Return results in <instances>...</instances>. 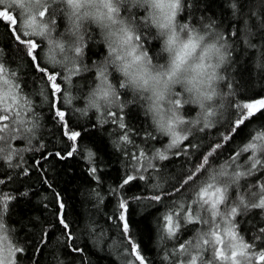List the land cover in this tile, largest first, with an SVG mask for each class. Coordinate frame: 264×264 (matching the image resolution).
<instances>
[{
	"label": "trees",
	"instance_id": "16d2710c",
	"mask_svg": "<svg viewBox=\"0 0 264 264\" xmlns=\"http://www.w3.org/2000/svg\"><path fill=\"white\" fill-rule=\"evenodd\" d=\"M183 2L184 14L179 19L192 25L214 22V31L223 37L226 51L230 53L224 69L226 80L220 83L218 89L223 99L216 98L215 115L195 125L185 120V124L192 127L188 130L189 140L196 146L188 149L187 156L173 155L179 149H167L171 138L155 130L147 113L143 111V104L134 95L129 96L127 91H121L123 99L119 106L111 110L121 115L130 130L133 143H124L119 139L120 130L109 122L111 118L104 114L105 110L97 112L86 108L87 91L94 85L97 76L92 69L105 54L104 45L95 29H90L87 34L82 60L77 62V67H86L88 70L72 76L71 83L64 79L68 76L67 68L52 64L46 58V41L40 37H31L38 44L41 63L51 74H59L57 82L61 84L62 92L57 97V103L50 107L51 99L46 98L49 89L36 79L37 73L29 62L20 59L12 34L0 23V63L15 72V82L19 84L21 94L31 101L33 109L31 113H24L23 129L32 128L36 124L31 133L22 130L20 125L16 126V131L11 135L9 131L6 133L7 130L0 133L9 137L5 153L0 154V176L6 180L0 189L5 195L16 194L18 197L9 204L3 216L12 244L23 248L22 253L16 254V264H127V252L119 230L114 221L108 219L113 213L116 199L111 196L109 189L115 188L126 173H131L129 157L124 153L143 149L151 159L158 149L169 156L165 161L153 159L155 169L145 172V181H135V187L128 193L129 196L144 193L151 195L152 185L159 184L168 188L175 183L176 178L199 163V157L201 153H206L208 145L220 140L221 134L228 127L234 101L264 98V0ZM48 8L52 14L50 19L58 21L57 30L63 29L65 25L61 0H53ZM11 12L18 15L19 9L14 7ZM46 18L49 19L48 16ZM141 35L145 48L159 57L156 51L159 45L153 41L147 24L142 25ZM118 79L113 74V81L118 83ZM68 98H71V103L64 102ZM57 107L65 111L66 120L71 122L73 128L82 132L80 145L83 147L80 155L66 160L48 155L65 149L66 137L62 136L53 115ZM201 113L191 106L181 110L184 119L188 120L198 118ZM205 123H210V126L201 131ZM257 131H264V116L254 119L232 141L226 143L219 154L210 159L209 171L219 170L222 166H226L229 173L234 169L243 170L247 164L241 162H245L249 154L237 157L235 163L230 157L233 152L243 148ZM146 133L155 139L145 142ZM4 143L0 141V144ZM186 143L182 142L180 147ZM89 150L94 153V159L101 162L98 163L102 169L98 172L101 177L99 184L88 174L89 164L84 157ZM6 155L12 156L11 161L6 159ZM141 163L146 164L147 161L142 160ZM21 169H26L27 174ZM231 191L239 195L243 189ZM21 192H27L28 196L19 197ZM60 202L64 204L63 212L70 225L72 240L67 239L56 220L55 213ZM149 203L147 200L130 203L131 220L137 238L142 242L150 264H172L171 260H165V252L172 250L171 242L161 244L155 232V218L163 209L159 205L152 208ZM238 220L240 235L250 239L259 227L264 226V212L250 209L239 216ZM192 236V231L182 230L181 240L191 239ZM73 247L82 248L83 253L71 251Z\"/></svg>",
	"mask_w": 264,
	"mask_h": 264
},
{
	"label": "snow or ice",
	"instance_id": "6c2138e0",
	"mask_svg": "<svg viewBox=\"0 0 264 264\" xmlns=\"http://www.w3.org/2000/svg\"><path fill=\"white\" fill-rule=\"evenodd\" d=\"M53 0H43L41 10L38 11L40 20L37 21L36 15L29 16L27 19H21L25 15L19 12L13 15L12 8H23L24 5H17L15 0H0V23H3L12 34L13 40L17 45V52L21 60H27L30 66L37 73L36 79L40 80L44 87L49 89L48 97L51 99V105L57 103V97L62 92L61 84L57 82V74H51L49 69L41 63V57L37 51L38 44L31 37L44 36L47 24L44 22L46 16L51 17L49 8L46 6ZM236 7L235 4L232 5ZM175 18V12L173 13ZM43 25V26H42ZM137 36V39H141ZM51 52V49L49 50ZM77 56L81 53V48H75ZM52 64H58L67 68L68 76L64 79L71 83V77L78 75L82 70H88L86 67H77V60L72 61V67L55 60L51 55L47 57ZM67 60V57L65 58ZM97 76L103 77L104 72L97 68ZM16 74L0 63V133L9 130L11 135L17 125L22 130L29 133L33 132L36 124L32 128L23 129L25 112L33 111L31 101L21 94L18 83L15 82ZM119 87H123L117 83ZM108 95L107 92L104 93ZM65 103H71V98L64 100ZM181 100L175 98L170 111L173 112V118H170L166 127V137H170V143L167 149L178 148L179 151L173 155H189L188 149L196 147L191 144L187 135H181L177 131L179 125L185 124L176 115L181 106ZM187 103V101H184ZM99 110L98 104H93ZM203 108V104L201 105ZM233 111L228 121V127L221 134L220 140L208 145L206 153H201L199 163L193 165L192 169L184 175L176 178L168 188L162 185H152L151 195L144 193L142 195H131L128 193L134 182L145 181L144 173L149 169H155L152 163L153 159L165 161L169 156L160 150H156L154 156L150 159L147 153L141 149L138 152L124 153L129 157L131 173H126L115 188H110L111 196L115 197L113 213L108 219L114 221L121 241L127 252V264H150L149 258L144 253L142 242L137 238L133 227L130 213V203L137 201H149V206L157 208L159 205L163 211L155 218V232L158 242L167 245L172 244V250L165 252V260H171L172 264H264V226L259 227L256 233L250 239H245L240 235L238 217L244 215L250 209H260L264 212V131H257L250 141L247 142L239 151L233 152L230 159L235 163L237 157L246 156L247 166L243 170H233L229 173L226 166L219 170L209 171L210 159L219 154V150L224 148L225 144L232 141L239 131L247 128L254 119L264 116V98L249 99L248 101L233 102ZM111 103L105 108V115L110 117V123L115 124L120 130L119 139L124 143H133L129 134L128 126L122 121L121 115L117 111H112ZM83 111V110H79ZM56 122L60 126L63 137H66L65 149L63 152L48 153L49 156L55 155L61 160H66L80 155L82 145H80L81 131L73 128L70 121L66 120V113L55 108L53 113ZM212 110H204L203 119L208 121L213 116ZM193 123H196L195 121ZM210 126L205 123L203 128ZM146 140L155 139L151 134H145ZM9 137L0 135V154L6 151L5 145ZM28 139V137H25ZM187 141L181 148L182 142ZM41 147H44L41 145ZM6 159L11 161L12 156L6 155ZM88 161L89 176L99 184L101 177L98 175L102 171L98 167L97 160L94 159V153L89 150L84 157ZM147 161L146 164L141 163ZM135 161V163H131ZM36 163H39L36 161ZM26 175L27 170L21 169ZM204 177V179H201ZM10 179V176H9ZM244 184H241V181ZM6 184L4 176H0V186ZM230 189H243L237 195ZM19 197H27V192H21ZM16 194L5 195L0 189V264H16V254L22 253L23 248L12 244L8 229L5 228L3 216L7 211L9 204L17 199ZM183 198V199H181ZM223 206V210L221 208ZM64 204L59 203L56 220L62 231L67 235L68 240H72V232L67 221V216L63 212ZM191 226V227H189ZM182 230L192 231L193 236L188 240H181ZM46 235V233H45ZM71 251L81 254L83 249L73 247Z\"/></svg>",
	"mask_w": 264,
	"mask_h": 264
},
{
	"label": "clouds",
	"instance_id": "9594fccd",
	"mask_svg": "<svg viewBox=\"0 0 264 264\" xmlns=\"http://www.w3.org/2000/svg\"><path fill=\"white\" fill-rule=\"evenodd\" d=\"M15 3L24 5L19 8V12L25 13L23 19L36 15L37 21L40 20L38 11L45 6L43 0H15ZM61 3L64 28L57 30L58 21L45 17V35L38 36L46 41V58L51 55L72 67L74 59L82 60L90 29H95L104 45L105 54L92 69L97 72L101 68L104 76H96V82L87 91L88 110L99 112L109 103L117 107L123 99L121 91H127L143 104L155 130L164 136L165 127L173 118L170 109L175 98L182 102L176 113L181 120L185 121L181 114L184 107L211 110L209 105L218 97L220 83L226 80L224 69L230 58L223 37L213 29L214 22L192 25L180 20L184 14L183 0H61ZM143 24H147L153 41L159 45L156 50L159 57L145 48L142 38L137 39L142 37ZM77 47L81 48L79 56L75 52ZM113 74L123 87L113 81ZM93 104H98L99 110Z\"/></svg>",
	"mask_w": 264,
	"mask_h": 264
},
{
	"label": "rangeland",
	"instance_id": "374dc122",
	"mask_svg": "<svg viewBox=\"0 0 264 264\" xmlns=\"http://www.w3.org/2000/svg\"><path fill=\"white\" fill-rule=\"evenodd\" d=\"M218 99H223V97H221L220 95H218V97H217ZM215 104H216V100L211 104V105H209V107L211 108V110H212V112L214 113V115H215ZM185 108V107H184ZM183 108V109H184ZM196 110H198V112L199 111H201L202 113H201V115L200 116H198V118L196 119V118H194V119H192V120H188V119H185V120H187V121H189V122H191V124H193V125H195V124H197V123H199L200 121H204V119H203V115H204V111L203 110H200L199 108H196V107H194ZM213 115V116H214ZM213 116H211V117H209V119L208 120H210ZM186 121V122H187ZM196 122V123H193V122ZM19 126V125H18ZM186 127H187V129H186ZM189 129H192V127L191 126H187L186 124L185 125H179L178 127H177V131L181 134V135H187L188 136V133H189ZM7 130V129H6ZM15 131H16V127H15V129H14ZM8 131L9 130H7L6 131V133H8ZM16 139V138H15ZM14 139V141L13 142H15L16 140ZM17 141H19V140H17ZM175 149H178V148H173V149H170V150H175ZM249 155H250V153H249ZM241 164H247V162H246V160H245V162H241ZM242 182H244L243 180L240 182V183H242ZM232 189H230V191H231ZM221 208H222V210H223V206H221Z\"/></svg>",
	"mask_w": 264,
	"mask_h": 264
}]
</instances>
